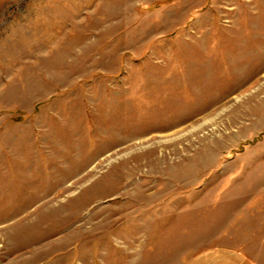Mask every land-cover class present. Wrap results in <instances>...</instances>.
I'll return each mask as SVG.
<instances>
[{
  "label": "rangeland",
  "instance_id": "374dc122",
  "mask_svg": "<svg viewBox=\"0 0 264 264\" xmlns=\"http://www.w3.org/2000/svg\"><path fill=\"white\" fill-rule=\"evenodd\" d=\"M264 264V0H0V264Z\"/></svg>",
  "mask_w": 264,
  "mask_h": 264
},
{
  "label": "crops",
  "instance_id": "0c3cea01",
  "mask_svg": "<svg viewBox=\"0 0 264 264\" xmlns=\"http://www.w3.org/2000/svg\"><path fill=\"white\" fill-rule=\"evenodd\" d=\"M242 250L222 248L197 256L189 264H253Z\"/></svg>",
  "mask_w": 264,
  "mask_h": 264
}]
</instances>
